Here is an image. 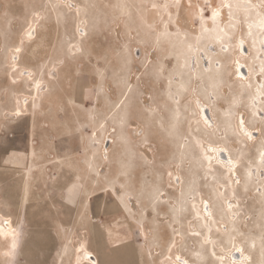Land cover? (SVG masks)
I'll use <instances>...</instances> for the list:
<instances>
[{"label":"rangeland","instance_id":"rangeland-1","mask_svg":"<svg viewBox=\"0 0 264 264\" xmlns=\"http://www.w3.org/2000/svg\"><path fill=\"white\" fill-rule=\"evenodd\" d=\"M71 1L73 6L60 0H0V17L8 16V19L0 22V60H8V63L9 58L14 60V57H10L9 46L18 38L19 45L26 47L30 34L27 31L35 29L39 39L34 44L36 50L27 51L25 56L32 59L41 57L33 63V70L39 78L41 76V86L48 88L47 79L54 80L64 71L67 73L66 68L72 71L71 77H78L76 81L79 86L86 89V99L80 100L78 105L81 113L64 115L63 112L56 123H52L45 108L48 97L46 89L39 91L36 104L28 111L24 110L26 114L17 116L12 112L18 106L19 98L26 97L27 102H24L28 103V95L21 87L11 92L10 86L2 83L5 77L8 80L13 77L11 69L7 71V68L0 67V159L8 156V162H0V224L4 226L7 222L5 217H11L15 225V235H10L13 234L10 229L6 234L0 232V264H89L86 255H81L84 251L93 253L97 264H113L115 259L112 260V255L103 254L99 235L94 239L90 237L93 225L101 222L110 223L116 241L135 243L137 258L123 255V264H174L181 262L179 258H186L191 264H220L222 258H227V261L233 259V251L238 243L249 246L252 241L257 244V249L250 251L253 263L264 264V230L259 233L252 229L261 201L260 193L256 190L264 185V167L258 170L250 166L251 162L246 158L252 152L257 154L264 138L259 133V128L264 127L261 120L264 114L258 117L260 122L251 129L256 132L253 134L256 142L248 143L241 152L238 145L233 146L232 140L225 138L220 131L219 136L213 139L202 126H197L202 118L198 99L206 102L200 93L201 90L206 92L205 75L199 78V82L196 79L195 82L188 81L184 93L179 97L183 108L184 140L195 142L199 155L204 154L208 144L234 147L236 157L241 162L240 175L245 167L254 170L256 183L251 188L252 193L247 188L240 190L236 187L235 190L226 191L223 196L225 203L231 200V205L236 204V212L228 211L237 224L235 232L230 230L232 241L229 243L224 242L229 234L224 218L209 223L199 219L204 217L197 207L202 206L203 210L206 201H210L206 191H198V196H194L197 200L192 201V204L197 203L194 211H197L199 218L196 219L192 211L184 210L178 224L172 227L171 222L176 220L170 212L174 206L170 204V199L179 189L171 182H176L180 173L189 180L192 168L182 149L177 153V158L172 157L170 137L159 126L160 121L167 123V119H170L169 109L168 113L166 110L169 103H166V98L162 99V90L167 84L166 79L169 82L168 77L173 76L177 59L162 58L161 62L160 54L166 53L173 44L188 49L190 66L193 64L191 55H195L194 69L199 65L198 60L202 62V57L196 56L197 53L219 57L216 50L224 45L223 58L217 59L222 61L232 48L230 64L225 68L228 76L225 83L220 78L222 66L216 65L218 72L221 69L217 80L224 84L226 90H220L219 84L216 88L218 94L212 93L209 97L215 107L216 119L219 120V114L227 110V106H222L218 100L225 101L235 96L238 84L236 63L238 59L248 62L251 54L248 45H245L247 56L241 57L238 48V39L245 38V12L241 6L237 8V0H87L85 4L82 0ZM222 1H227L226 4L232 8V14L239 20V27L235 30L232 25L227 26L226 20L224 25L227 29L217 34L221 46L218 47L214 44L215 38L203 32L205 20L202 18L208 15L211 7H220ZM253 1L259 6L264 3L262 0ZM59 9L64 10V14ZM247 16L252 15L249 13ZM85 26L91 41L102 43L100 49L96 52L93 50L95 54L88 59L86 53H70V49L82 40L77 31ZM98 29L102 30V35L97 33ZM210 45L214 47L209 48ZM75 50L79 49L75 47ZM122 70L123 73L119 75L117 72ZM93 71L97 73V81ZM125 85L132 86L133 92L127 100V116L121 120V115H116L113 113L115 109H111L119 98L118 87ZM152 99L155 102L160 100L162 106L166 107L162 109L158 106V112L155 105H148ZM137 101L143 104L145 110L149 108L148 117L133 110ZM60 104L62 108L66 107L63 98ZM241 114L246 116V110L240 106L233 109V116L239 118ZM143 118L150 127L146 133ZM77 125L81 127L80 132L76 131ZM107 138L114 141L110 140L105 150ZM181 154L184 155L182 164ZM119 161H123V166L132 162V165L140 168V175L149 180L143 186L145 190L137 193L117 190L118 182L114 181V174ZM81 171L92 179L78 182L64 178L72 172L81 174ZM261 177L263 180L260 179L262 185L259 184V187L257 181ZM155 178L162 179L164 193L161 194L164 198L160 196L158 199L155 214L148 212L143 215L135 201L150 186L156 189ZM219 182L218 189L226 180L222 177ZM68 184L76 185L70 186L66 191L68 198L64 200L62 189ZM73 187L81 188L77 203L73 202L76 199ZM224 189H219L222 195ZM121 197L127 206L122 204ZM194 197L190 196L189 199ZM147 208L151 211L153 205L149 203ZM88 243L94 244L95 251L86 245ZM260 250L263 251L260 253ZM144 251L148 254L140 255ZM73 252L77 255H68Z\"/></svg>","mask_w":264,"mask_h":264},{"label":"bare ground","instance_id":"bare-ground-1","mask_svg":"<svg viewBox=\"0 0 264 264\" xmlns=\"http://www.w3.org/2000/svg\"><path fill=\"white\" fill-rule=\"evenodd\" d=\"M66 0H60L61 3H65ZM71 0H68V2ZM81 0H79L80 2ZM83 4L87 0H82ZM264 2V0H262ZM227 2V1H226ZM225 1H222L221 6L214 8H210V12L207 16L203 17L202 19L205 20L204 23V29L203 32L208 35L215 38V46H218L220 44V38H218L217 34L218 32L225 31L227 27L225 26H231L232 28L235 27V30L239 27V20H236L234 15L232 14L233 11L230 5ZM67 3V1H66ZM211 3V2H210ZM238 9L240 6L242 7V11H244L245 15V23L243 26V30L245 32V38L238 39V48L241 51V57L247 56L246 54V46H249L250 55L248 58V62H245L241 59H238L236 63V78L238 80L237 84V90L235 91V96L232 98L226 99L225 101H219L222 106L226 105L227 110H223V113L219 116L221 117L219 120L216 119L215 115V107L214 104L210 103L211 94H218L216 91V88H218V85L220 84L219 75H221V69H222V83H225L228 80L227 73L225 72V68L229 66L232 56V48H229V51H227L225 60L218 61L217 59L219 57L223 58L224 50L226 46H220V50L217 53L219 57H216L215 55L205 53V56L203 53H200L199 57H202V62L198 60L199 65L196 66L194 69L195 55L192 56V66H190V59L188 54L189 51L186 47H181L177 44L170 45L166 53L160 54V61L162 62V58H172L176 59L174 62V65L176 69L174 70L173 76H169L168 78L170 81L168 82V79H166L163 90H162V99L164 100L166 98L167 105V113L169 109L170 119H167V123L163 121L159 122V126L163 128L164 132L167 134L168 137H170V142L172 146V157L177 158V153H180V150L182 149V152L185 156L189 159L191 171L189 174V180L186 178V176L183 173H180L178 177H176V182H171L172 186L174 185L176 189H179L176 192L175 197L170 199V204H174L170 208V212L173 216V219L176 220L175 222H171L172 227L176 226L179 219L182 216V212L185 210H189L191 214H196V219L199 218V214L197 215V211H194L195 204H192V201L197 200L194 196L198 194V191L201 190L204 192L206 191L209 195L210 201H206L207 205L205 209L202 210V206H198L197 210L199 213H202V216L204 218L201 221L209 223L213 222L214 219H220L224 218V221L227 223V228L229 234L225 236L224 242L229 243L232 241L231 239V232H235L237 230V224L234 222L230 216H229V209L232 210V212H236L235 205H231V200L228 202H224L225 200L223 198L224 195H226V191L229 192L231 190H235L236 187L240 188V190H244V188H247L246 190L251 193L252 186L256 183L255 181V174L254 170L250 167H245L244 171L241 172L240 175V169H241V162H239L238 158L236 157V151L235 148H229L226 145H212L208 144L207 147L204 148V154L199 155L197 151L195 150V142H193L191 139L188 141L184 140L183 133V108H181L179 100L180 96H182V93H184L187 82H195V79L198 80L201 78L202 75H205L206 79V92L203 90L200 91L202 94V98L206 100L200 101L198 99L199 103V114H201V122L197 126H202L203 130L209 132L210 136L213 137V139L217 136H219L218 132L220 131L221 134L223 133L225 135V138H228L231 141L233 146L238 145V148L241 152L244 151V147L248 143H254L256 142V136H253V134H256L255 132H252V128L254 125L258 124L259 119L258 117L261 116V114H264V54L262 53V49L264 48V29L260 27V23L262 18H264V11L261 10L259 4L254 2L253 0H237ZM74 5V4H73ZM210 5V4H209ZM248 6V9L246 7ZM60 13L64 14V10L59 9ZM218 12L219 15L216 17L215 23L212 19V13ZM237 11V10H236ZM224 13L226 15H224ZM251 14L252 16H247L248 14ZM33 14L37 15L33 12ZM236 14V12H235ZM179 17V16H178ZM0 22L5 21L8 19V16L0 17ZM201 19V21H202ZM227 20V23L224 25V22ZM14 21V20H13ZM249 25H251V28H249ZM35 30V29H34ZM83 30V33H82ZM99 35H102L103 32H101V29L96 30ZM35 32V31H34ZM29 34L30 32L27 31ZM37 31L33 35L30 34L28 37L29 39H26V47L22 48L21 45H19L18 38L14 39V42L9 46L10 48V57H14V60L10 59V63H8V60H5L2 62L0 60V67L7 68V71L11 69V75L13 76L9 80L5 77V79H2L3 84H8L10 86V91L16 90V87H21L23 90H26V95H28L29 98V104L25 103L27 102L26 97L19 98L18 106L13 110V114L17 115V113H20V115H23L24 110L28 111L29 107L31 108L33 104H36L37 97L39 91H45L48 88H44L45 86H41V76L39 78L38 73L33 70V63L39 61L41 57H34L32 58H26L25 54L27 51L32 50L35 52L34 46L36 45L35 42L39 39L37 38ZM27 34V35H28ZM222 34V33H221ZM226 34V33H225ZM78 37L82 39L80 41V44H78L77 47L79 50L76 51L75 47L70 49V53H80L83 54L86 53L85 57L87 56V59L90 58L91 54H95L96 51H98L101 47L100 41L99 42H92L91 37H89L88 29L85 26L83 29H81V32L77 31ZM220 35V34H219ZM27 37V36H26ZM35 37V39H34ZM203 37V36H202ZM31 38V39H30ZM34 39V40H33ZM203 40V39H202ZM81 43L83 45H81ZM35 44V45H34ZM222 44V43H221ZM6 45V44H5ZM85 46V50L83 48ZM214 47V45H210L209 48ZM218 46V47H219ZM95 52H94V51ZM196 52V51H195ZM192 54V53H191ZM195 54V53H194ZM80 57V56H79ZM85 57H82L83 59H86ZM67 61V60H66ZM160 64V63H159ZM162 64V63H161ZM221 64L222 68L220 69V72L216 69V65ZM244 65L246 67L247 76L245 75L244 69L242 67ZM11 67V68H10ZM26 67V68H25ZM28 67V68H27ZM254 67H257L254 69ZM194 71V72H193ZM45 72V70H44ZM7 73V72H6ZM119 75L123 73L122 71L117 72ZM15 75V76H14ZM194 75V76H193ZM30 76V77H29ZM216 76V77H215ZM17 78V79H16ZM47 79V77H44ZM121 79V78H120ZM179 80L177 83L176 81ZM47 82V81H46ZM121 82H124L121 80ZM48 84V83H47ZM220 90L225 91L226 87L224 84H220ZM41 88V89H40ZM132 86L129 87V85L118 87V100L116 104L112 107L111 110H114L113 113H116V115H121L119 117L121 120L125 119L127 116L129 104L127 103V100L130 98L133 90ZM25 95V96H26ZM153 100V99H152ZM26 105H25V104ZM134 106V111H138L140 115L148 117V111L143 108V104L137 101ZM155 105L157 108L158 106L163 109L166 106H162L161 101L158 102L149 101L148 105L152 106ZM146 105V104H144ZM239 106L246 110L247 115L244 116L241 114V116L238 118L237 116H233V109ZM146 107V106H145ZM170 107V108H169ZM139 108V109H138ZM158 112H160V108H157ZM28 114V113H27ZM164 114V111H163ZM155 115V114H154ZM153 115V116H154ZM18 116V115H17ZM156 116V115H155ZM244 119L246 122L243 125V128H241V119ZM119 119V120H120ZM146 118H143V123L145 124ZM203 124V125H202ZM102 126V125H101ZM145 127V133L150 130V127L146 124ZM103 127V126H102ZM104 128V127H103ZM116 128V127H115ZM102 129V128H101ZM112 130H115L114 128ZM102 132V130H101ZM245 132L252 134V139H248V137L244 134ZM111 142H113V139H110ZM109 140V142H110ZM107 147L105 148V150ZM208 151L210 153H208ZM264 152V138H262L261 143L259 144V148L257 151V154L255 152H252L248 156H246L247 160L250 161V166H255L256 169L260 170L262 167H264V164H262L260 153ZM99 153V152H98ZM213 154V155H212ZM183 154H181L180 162L182 164L183 160ZM100 156V155H99ZM229 161L231 162V166H234L232 168V171L230 173L229 168ZM119 165L116 166V173L114 174V181L118 182L117 190L123 192V191H131L132 193H137L138 191L145 190L143 186L145 187L148 183V179L146 176L140 175V172H138L139 167H136L132 165V162H128L127 165L123 166V161H119ZM113 169V168H112ZM111 169V170H112ZM115 171V170H114ZM111 174V173H110ZM224 178L226 180V183H223V186H220L219 189L222 190V187L224 189V193L222 195L221 190L217 188V185L220 180V178ZM261 179V178H260ZM259 179V180H260ZM152 180V178L150 179ZM161 180L159 178H155V182L157 183L156 189H154L152 186L144 192H141L143 194H140L138 198H136L137 201L136 204L138 205L139 209L141 210L142 214L144 213H156L157 209L156 206L158 205V199L164 198V196L161 193H164L161 187ZM263 180V179H262ZM167 181V180H166ZM115 183V182H114ZM153 183V182H151ZM155 183V184H156ZM229 184V185H228ZM235 184V185H234ZM257 184L262 185V181L257 182ZM259 185V187L261 186ZM150 189H153L151 191ZM263 190V192L260 191ZM258 192V191H257ZM259 198H260V204L259 209L256 214V218L254 221V226L252 227L253 230H257L259 233H263V225H264V203L262 202V197L264 201V185L259 188ZM190 196H193V199H189ZM198 196V195H197ZM168 197V196H167ZM156 198L157 200H155ZM134 200V199H133ZM167 200V199H166ZM121 202L124 206L126 205V202L121 197ZM151 203L153 205V209L147 210V205ZM231 205V207H229ZM171 206V205H170ZM154 210V211H153ZM172 210V211H171ZM194 211V212H193ZM185 213V212H184ZM164 215V214H163ZM195 216V215H194ZM136 217V216H135ZM167 217V216H166ZM159 218V217H158ZM188 218V217H187ZM7 220L6 224L3 226L0 224V232L6 234V231L9 229L14 234L15 225L11 219V217H5ZM170 224V223H169ZM170 224V225H171ZM144 225V224H143ZM231 230V232H230ZM7 231V232H8ZM157 232V229L155 230V234ZM159 232V231H158ZM261 249H263L261 242H259ZM240 248L241 251L237 252L235 249ZM236 254H233V259H229L227 261V258H222L220 264H254L253 258L250 255V251L254 252L257 249V244L255 241H252L249 246H245L242 243H238L235 247ZM65 251V250H64ZM263 250H260L261 253ZM80 254V253H79ZM86 255V261L89 264H97V260L94 255L90 251H84V254ZM232 255V253L230 254ZM247 259H244V258ZM179 261L185 263V264H191L188 259H182L179 258ZM181 262H175L174 264H181Z\"/></svg>","mask_w":264,"mask_h":264},{"label":"crops","instance_id":"crops-1","mask_svg":"<svg viewBox=\"0 0 264 264\" xmlns=\"http://www.w3.org/2000/svg\"><path fill=\"white\" fill-rule=\"evenodd\" d=\"M77 60V59H76ZM76 66V65H75ZM78 68V66H76ZM67 73H63V75H60L59 77H54V80H51L50 78H48L47 82H48V97H47V106L45 107L46 109H48V113L50 115V119L52 121V123H56L58 121V117L65 114H74V113H81L79 112V101L80 100H84L86 99V89L83 87H80L78 84V82L76 81V79H78V77L74 78L70 76V73H72V71H68V69L64 68ZM62 69V71L64 70ZM94 72V76L96 79L95 81H97V73L96 71ZM69 75V76H68ZM61 96L64 99V101H66V107L62 108L63 106H60L62 104H60L61 101ZM63 110V111H62ZM67 111V113L65 112ZM91 112V111H90ZM80 125H77L76 127V131L80 132ZM66 159V158H64ZM8 156H2L0 159L1 163H6L8 162ZM80 162V161H79ZM78 162V163H79ZM83 162V161H81ZM84 163V162H83ZM82 172V171H81ZM80 172V173H81ZM66 179H74V180H78V182L82 181V180H87L92 179L90 177H87V173L86 172H82L81 174H79V172H72L69 173L68 177H64ZM76 184H68L66 185L63 189H62V194L64 196V200H66L67 196V190L70 188V186H73ZM73 192H74V196L76 197V199H73L74 203H77L79 198H77V196H80L81 194V188H75L73 187ZM67 202V201H65ZM100 209V208H99ZM94 227L92 228L93 234L92 236H90L91 238H95V236L98 234L101 240V244H102V248H103V254L104 255H112V260H114L113 264H123V255H131L132 258H137L136 255H138V253L135 250V243L133 241L129 242L127 240H120V241H116V237L115 235H113V228L111 227L109 222H104V223H98L97 225H93ZM127 234V233H126ZM125 235V234H122ZM133 238V237H132ZM92 239V240H93ZM88 245V247H90V249L94 250V244H86ZM92 246V247H91ZM131 248V251L129 250ZM95 251V250H94ZM148 253L141 252L140 255H147ZM68 255H77L75 254V252H73L72 254L68 253ZM95 257V256H93ZM122 257V259H121ZM96 258V257H95Z\"/></svg>","mask_w":264,"mask_h":264},{"label":"snow or ice","instance_id":"snow-or-ice-1","mask_svg":"<svg viewBox=\"0 0 264 264\" xmlns=\"http://www.w3.org/2000/svg\"><path fill=\"white\" fill-rule=\"evenodd\" d=\"M260 7H261L262 9H264V3H262V4L260 5ZM218 15H219L218 12H215V11H214V12L212 13V19H213V22H214V23H215L216 17H217ZM260 27H261L262 29H264V18H262V20H261ZM249 28H251V25H249ZM17 115L19 116L20 113H17ZM261 120H262V123H264V115L261 116ZM245 122H246V121L242 118V119H241V122H240V123H241V128H243V125L245 124ZM259 133H260L261 136H264V127H260V128H259ZM244 134L248 137V139H252V134H251V133L245 132ZM260 157H261L262 164H264V152H261V153H260ZM229 165H230L229 171H230V173H231L232 168H233L234 166H231V162H230V161H229ZM262 174H264V173H262ZM229 207H231V205H229ZM235 250H236L237 252H240V251H241L240 248H236ZM244 259H247V258L245 257Z\"/></svg>","mask_w":264,"mask_h":264},{"label":"flooded vegetation","instance_id":"flooded-vegetation-1","mask_svg":"<svg viewBox=\"0 0 264 264\" xmlns=\"http://www.w3.org/2000/svg\"><path fill=\"white\" fill-rule=\"evenodd\" d=\"M66 1H67V4H70V5L73 6V2H72V1H69V2H68V0H66ZM66 1H65V3H66ZM81 29H83V28H81ZM81 29H79L78 32H81ZM30 31H31L30 34H32V33H33V35L35 34V32H34L35 30H34V29H32V30H30ZM82 33H83V30H82ZM30 34H29V35H30ZM40 87H42V86H40ZM40 89H41V88H40ZM22 101H23V98H22ZM252 132H255V131H252ZM255 133H256V132H255ZM255 178H256V177H255ZM262 178H263V177H261V179H262ZM259 179H260V178H259ZM259 179H258V181H257L258 183H259V181H260ZM258 185H259V184H258ZM256 191L259 192V190H256ZM251 193H252V192H251ZM133 201H135V200H133ZM132 203H133V202H132ZM92 254H93V253H92ZM235 254H236V253H235ZM93 255H94V254H93ZM94 256H95V255H94ZM177 259H178V258H177ZM178 261H179V259H178ZM181 263H182V262H181Z\"/></svg>","mask_w":264,"mask_h":264},{"label":"water","instance_id":"water-1","mask_svg":"<svg viewBox=\"0 0 264 264\" xmlns=\"http://www.w3.org/2000/svg\"><path fill=\"white\" fill-rule=\"evenodd\" d=\"M242 67H243V69H244L245 75H247L246 67H245L244 65H242ZM109 140H110V138H107V139H106V141H105V147L108 145Z\"/></svg>","mask_w":264,"mask_h":264}]
</instances>
